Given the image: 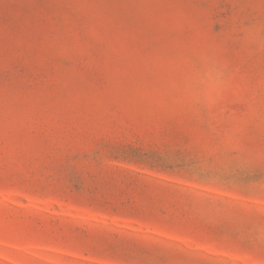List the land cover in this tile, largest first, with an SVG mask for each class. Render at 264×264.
Instances as JSON below:
<instances>
[{
  "label": "rangeland",
  "instance_id": "374dc122",
  "mask_svg": "<svg viewBox=\"0 0 264 264\" xmlns=\"http://www.w3.org/2000/svg\"><path fill=\"white\" fill-rule=\"evenodd\" d=\"M0 264H264V0H0Z\"/></svg>",
  "mask_w": 264,
  "mask_h": 264
}]
</instances>
